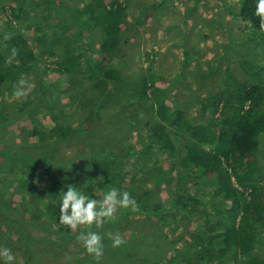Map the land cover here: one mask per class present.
Returning a JSON list of instances; mask_svg holds the SVG:
<instances>
[{
    "label": "trees",
    "instance_id": "trees-1",
    "mask_svg": "<svg viewBox=\"0 0 264 264\" xmlns=\"http://www.w3.org/2000/svg\"><path fill=\"white\" fill-rule=\"evenodd\" d=\"M2 1L0 8L5 13V20L1 19L0 22L3 23L0 28V90L4 85L17 86L21 76L34 69L35 63H32L35 59H44L46 65L44 57H55L57 52L50 48L53 41L49 39L55 33L53 26H50L52 16L47 15V11L52 10L55 14L52 21L58 18L64 25H60L61 28L72 30L68 47L76 48V53L67 51L54 62L52 73L66 78L70 92L74 89L73 74H76L100 87L104 91L102 95L108 96L105 98L107 102L113 100L109 91L114 92L115 89L120 91V96L130 95V111L147 138L144 140L141 137L139 148H130L125 153L121 150L117 154L103 148L99 154L78 153L63 160L54 158L52 152L63 138L72 134L71 128L58 129V134L53 135L54 139L50 135L53 143L46 146L43 132L33 129L30 139L37 144L31 149H25L19 155L13 150L0 148V157L15 159L25 168L24 178L30 179L32 169L39 168L37 179L43 183L37 193L29 189L20 196L28 206H32L29 220L14 222L7 219L8 223L6 220L4 223V227L11 226L22 244L23 264H33L36 256H41V260L43 255L39 247L46 244L43 238L35 240L30 235L31 229L58 236L68 234L72 240L80 231L86 230L85 226L72 230L58 223L60 191H66L69 184L86 195L111 188L128 192L135 199V208H126L113 221H106L102 225L127 224L132 218H139L162 226L164 234L160 230L157 233L161 236H185V240L183 238L179 244L185 241L182 247L187 258L178 264H264V233L261 232L264 230V188L257 158L264 139V32L259 28V18L254 15L256 0H240L232 10V16L245 24L240 27L241 32L245 33V41L263 52V61L260 65L247 60L240 62L250 81L237 79L227 69L222 85L198 103L202 119L197 122L194 121L196 116L190 112L191 108L185 107L186 103L168 98L166 89L155 86L148 74L151 69L145 71L146 74L139 72V77L134 81L130 69L123 65L127 38L122 28L127 25V17L132 15L133 29L145 23V19H142L144 14L130 11L128 0H109L107 5L104 0H91L83 8H63L64 11L52 2V6L47 8V5L38 17L47 27H34L32 30L20 25V19L27 17L34 9L33 0ZM84 33L90 38L96 33L101 34L98 54H105L109 61L116 60L121 66L113 65V62L106 66L95 59L98 57L93 52L87 54L89 44L84 42ZM13 48L16 50L15 57H11ZM47 70L49 68H45L43 73L46 74ZM213 73L211 70L210 75ZM192 85L199 86L196 81ZM106 86H113L114 90H107ZM35 87L38 97L49 96L51 87L48 85L39 81ZM144 91L150 94L146 101H142L145 100ZM164 99L168 100L167 108L162 106ZM33 103V100L25 98L21 111L8 109L5 103L0 104V129L26 119L23 115L28 113ZM42 103L50 101L44 99ZM37 104H41V99ZM140 112L144 115L140 116ZM91 121L92 118L88 119L89 123L83 122L87 124L85 128L81 124L82 131L95 130ZM123 124L127 126V123ZM91 135L88 134L90 142ZM159 159L162 160L158 162ZM131 161L136 167L133 171L139 174L138 179L130 170ZM164 163L170 172L169 179L176 176L173 193L166 199L153 198V191L167 178L163 173ZM228 172L238 189L230 184ZM210 183V191L206 192L207 199H204L200 191H203L202 186L204 188ZM13 184L7 183L6 186L19 192L28 187L27 181H22V188L17 182ZM227 187L231 188L230 198L226 197ZM87 230L99 233L95 225ZM157 234L156 238H160ZM134 236L135 233L132 235V247L136 250L139 243H136ZM147 237L152 238L150 235ZM127 243L131 247V242ZM52 245L67 254L66 260H70L68 255L77 256L85 249L82 246L74 252L68 244L52 242ZM122 254H118V257ZM127 255L122 264H135L132 261L135 257ZM150 264L163 263L153 260Z\"/></svg>",
    "mask_w": 264,
    "mask_h": 264
},
{
    "label": "rangeland",
    "instance_id": "rangeland-1",
    "mask_svg": "<svg viewBox=\"0 0 264 264\" xmlns=\"http://www.w3.org/2000/svg\"><path fill=\"white\" fill-rule=\"evenodd\" d=\"M90 1L33 0L34 9L28 13L27 17L20 19V25H24L28 30H32L34 27H47L38 20V17L47 5V8L52 6V2L57 7H62L61 10L64 11L63 8H83ZM5 2H12V0H5ZM104 2L107 5L109 0H104ZM239 2L240 0H128V6L130 5L133 13L144 14L142 19H145V23L143 26L133 29L134 21L131 18L132 15H129L127 25L122 28L130 44L123 50L125 55L122 58L124 59L123 65L130 69L134 81L139 77V72L146 74L145 71L151 69L148 74L151 75L155 86L166 89L168 98H175L180 103H186L185 107L191 108V114L196 116L194 121L201 120L198 103L204 96L222 85L227 69L237 79L250 81L251 78L241 69L240 62L247 60L255 65H260L263 61L261 60L263 52L245 41V33L240 30V27L245 24L232 16V10L238 6ZM157 5L159 6L157 7ZM53 13L52 10L47 11V15L50 18L52 16V19L55 15ZM1 19L2 21L5 20V13L0 8V22ZM52 19L50 26H53L55 33L49 39L53 41L50 48L57 52L55 57H44L46 58V65L44 59L43 61L39 58L35 59L32 63H35L34 69L21 76L20 80L25 81L26 94L23 97L14 98L12 96L18 85L13 87L4 85L0 90V104L5 103L8 109L21 111L20 107L25 98L34 101L33 105L29 106L28 113L23 115L26 119L6 129L5 127L0 129V148L13 150L20 155L23 150L31 149L37 144L30 139V133L33 129L43 132L44 145L46 146L50 145L54 136L58 134V129L71 128V135L63 138L56 148L52 146L55 148L52 152L54 158L64 160L78 153L86 152L99 154L103 148L107 151H116L117 154L121 150L125 153L130 148L132 150L138 149L140 138L142 137L144 140L147 138L143 136L144 131L138 127L139 122L133 118L134 115L130 111L128 102L131 100L130 95H126L127 97L120 96V91L115 89L114 92L109 91V96H112L113 100L107 102L105 98L108 96L102 95L104 91L100 87L96 84L92 85L76 74H73L74 89L70 92L69 83L65 77L52 73L51 70L55 68L54 62L63 57L65 52L76 53V48L68 47L72 30L68 28V30H64L60 27V25L64 26L61 20L56 18L52 21ZM2 24H0V28L3 26ZM55 24L58 25L54 26ZM96 34L91 38L86 34L84 35V42L89 44L88 46L86 44L88 47L87 54L90 51L93 52L94 56L97 55L98 57L95 59L100 60L106 66L110 65V62L118 67L121 66L116 60L109 61L105 54H98V40L101 39V34ZM45 68H49L46 74L43 73ZM211 70L214 71L212 75H210ZM192 79L198 82L199 86H190L193 82ZM39 81L51 87L49 96L46 95L47 98L38 97V94H35V84ZM106 88L107 90H114L113 86H106ZM143 94L145 100L142 101L150 98L147 91H144ZM192 98L195 99L192 100ZM39 99H41V104L35 105ZM44 99H48L50 103L43 104ZM167 102L168 100L165 99L162 101L164 108L168 107ZM147 104L154 105L149 102ZM118 106L120 107L117 108ZM22 114L24 113L22 112ZM139 115L143 116L144 114L140 112ZM30 117L32 119H29ZM90 118L93 120L91 123L95 130L82 131L81 124L83 122L89 123L88 119ZM123 123H127V126ZM86 126V123L82 124L83 128ZM89 133H92L91 142L88 137ZM50 135L53 139L50 138ZM222 138L223 136L220 135V139ZM207 151L210 152V149L208 148ZM257 158L259 177L264 188V139ZM202 159L208 161L207 158ZM161 160L159 159L158 162ZM129 164L131 165L130 170L133 171V168H136L133 167V161ZM164 165H162L163 173H166L167 178L162 181L157 190L153 191V198L166 199L173 193L175 186L173 180L176 176H171L172 178L169 179L170 172ZM29 166L33 167L32 164ZM24 173L25 168L19 165V161L0 157V247H6L12 252L15 257L13 264H23L22 244L18 236L11 230V226L4 227L5 220L7 223V219L14 222H19L21 219L23 221L29 220L32 215V210H30L32 206H28L26 200L21 199L20 196L29 189L32 190V193H37L43 187V183L37 179L40 174L39 168L34 167L32 169L31 175H29L30 179L24 178ZM135 177L138 179L139 174L135 173ZM228 178L232 187L238 189L236 181L229 172ZM22 181H27L28 187L21 192L11 190L10 187L7 188L6 186L7 183L14 185L13 182H17V184H21L22 188ZM210 185L211 183L204 188L202 186L203 191L200 192L204 199H207L205 195L206 192L210 191ZM226 189L228 190L226 197L230 198L231 188L227 187ZM104 192H95L88 196L100 199ZM125 210L126 208H118L113 218L107 222L113 221ZM123 223L115 226L101 225L97 227L103 245V252L100 257L97 258L83 249L77 256L68 255L70 260H66L67 254L54 248L52 242L61 243V245L68 244V247L75 252L83 246V241L78 240L77 237L72 240L68 234L58 236L39 229H31L30 235L35 240L43 238L46 241V244L39 247L41 249L40 254L43 255L41 260V256H36L37 259H34L33 264H119V262L122 264L127 254V257H135L132 259L135 264H150L153 260L163 264H178L187 258L182 247L185 241L182 245L179 244L185 236L180 235L175 238L161 236L157 233L160 230L164 234L163 228L161 229L162 226L149 220L142 221L139 218H132L127 223L129 225ZM65 227L67 228V226ZM261 232L264 233V230ZM108 233L119 234L124 243L119 248L112 247L111 239L106 235ZM133 233H135L136 243H139L136 250L132 247ZM156 234L160 238H156ZM149 235L152 238H148ZM127 242H131V247ZM121 253H123L120 255L121 257H118V254Z\"/></svg>",
    "mask_w": 264,
    "mask_h": 264
},
{
    "label": "clouds",
    "instance_id": "clouds-1",
    "mask_svg": "<svg viewBox=\"0 0 264 264\" xmlns=\"http://www.w3.org/2000/svg\"><path fill=\"white\" fill-rule=\"evenodd\" d=\"M254 15L259 18V28L264 32V0H256ZM16 50L11 49V57H15ZM13 91L14 98L23 97L25 81L17 82ZM135 208V199L128 192H118L116 188L105 191L100 199L91 198L75 186L69 184L66 191H60L58 223L75 230L85 226L77 239L83 241L87 253L100 257L103 252L102 237L96 231L87 230L95 225L100 227L107 220L113 218L118 208ZM111 239L112 247H119L124 241L119 234H106ZM15 257L6 247H0V264H13Z\"/></svg>",
    "mask_w": 264,
    "mask_h": 264
},
{
    "label": "crops",
    "instance_id": "crops-1",
    "mask_svg": "<svg viewBox=\"0 0 264 264\" xmlns=\"http://www.w3.org/2000/svg\"><path fill=\"white\" fill-rule=\"evenodd\" d=\"M129 8H130V11H132V8L130 7V5H129ZM128 18H129V17H127V21H128ZM131 18H132V17H131ZM85 34H86V33H84V35H85ZM126 43H127V44H126L127 46L130 45L129 42H128V40L126 41ZM65 79H66V78H65Z\"/></svg>",
    "mask_w": 264,
    "mask_h": 264
}]
</instances>
